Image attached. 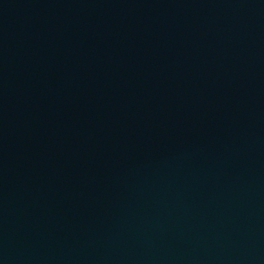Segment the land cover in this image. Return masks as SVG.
<instances>
[{
	"label": "water",
	"instance_id": "95a60500",
	"mask_svg": "<svg viewBox=\"0 0 264 264\" xmlns=\"http://www.w3.org/2000/svg\"><path fill=\"white\" fill-rule=\"evenodd\" d=\"M0 264H264V0H0Z\"/></svg>",
	"mask_w": 264,
	"mask_h": 264
}]
</instances>
